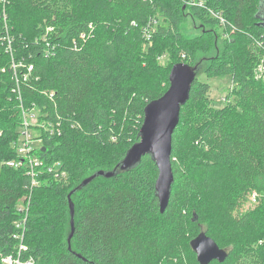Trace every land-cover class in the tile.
I'll return each instance as SVG.
<instances>
[{
	"label": "trees",
	"instance_id": "16d2710c",
	"mask_svg": "<svg viewBox=\"0 0 264 264\" xmlns=\"http://www.w3.org/2000/svg\"><path fill=\"white\" fill-rule=\"evenodd\" d=\"M186 16L210 26L203 36L222 40L219 54L195 61L182 33ZM262 17L264 0H6L5 6L0 0V264L18 254V207L30 193L22 256L34 264H199L190 242L204 226L229 253L211 264H264ZM148 25L157 29L151 40ZM158 37L174 44V65L199 63L208 78L229 75L233 89L217 109L210 84L197 78L192 85L173 135L174 183L163 214L158 168L145 156L136 168L98 177L72 194L69 250V195L97 171L117 167L139 141L146 106L169 88L161 86L172 68L143 65L142 48ZM10 40L14 58L34 64L38 81L17 85L5 47ZM18 87L26 103L46 106L48 118L60 123L61 132L42 131L38 154L48 166L59 162L66 176L42 171L34 188L25 168L7 165L17 158ZM253 193L256 205L245 209Z\"/></svg>",
	"mask_w": 264,
	"mask_h": 264
},
{
	"label": "water",
	"instance_id": "95a60500",
	"mask_svg": "<svg viewBox=\"0 0 264 264\" xmlns=\"http://www.w3.org/2000/svg\"><path fill=\"white\" fill-rule=\"evenodd\" d=\"M200 71L199 65L193 67L185 63L174 65L170 72V86L166 93L151 101L144 110V121L139 132V141L127 151L124 159L113 171H97L71 192L69 195L71 217V233L68 237L69 250H71V240L75 233V205L71 200L72 194L98 177L110 179L117 173L128 172L136 168L145 156H150L158 168L159 175L155 185V195L159 200L160 212L163 214L166 211L174 183L171 162L173 135L180 122L181 109L188 102L192 85ZM190 245L197 255L199 264H211L214 261L223 263L229 255L226 249H222L204 231L197 235Z\"/></svg>",
	"mask_w": 264,
	"mask_h": 264
},
{
	"label": "built area",
	"instance_id": "2783aa9c",
	"mask_svg": "<svg viewBox=\"0 0 264 264\" xmlns=\"http://www.w3.org/2000/svg\"><path fill=\"white\" fill-rule=\"evenodd\" d=\"M2 1L5 6L6 0ZM200 6L203 5L200 4ZM3 12L5 14V9ZM212 14L215 16L214 13ZM216 16L221 19L222 24H225L224 18L218 15ZM151 29L152 27L150 25H148L145 29V35L148 37L150 36L149 34ZM81 38L86 42L88 36L86 33H84L81 35ZM5 47L6 52L12 57L11 69L13 71V76L15 77L17 85L19 86L21 81H24L25 83L30 82L31 79L38 81L39 78L34 76V64L28 62L26 59L14 58L11 40L5 45ZM262 67L264 68V65ZM17 91V93L16 91L14 93L16 95L15 98L18 102V107L21 111L22 122L20 131L22 132L18 134V138L14 143V149L16 151L17 158L9 161L7 165L16 169L21 167L25 168L27 170L28 176L31 179L32 188L39 185V176L42 171L52 173L55 170H60V174L64 178L66 176V172L61 170V164L59 162L48 166L38 154V150L44 145L42 131L50 135H53L55 132H61L60 123L53 122L48 118L49 115L44 112L47 110L46 106L38 104L37 101H30L29 103H26L22 92L20 91V87H18ZM42 94L50 97L51 100L56 96V92L54 91H43ZM225 100L226 98L224 101ZM36 143H39L40 146H35ZM256 197L257 194L253 193L252 199L254 202H256ZM28 199V204H22L18 207V213L21 215V217L16 222L17 232L14 235V238L20 241L18 254L16 256L10 255L2 258V264H34V260L32 258L23 260L22 256L23 252L27 250V246L24 244V237L29 214L31 193L29 194Z\"/></svg>",
	"mask_w": 264,
	"mask_h": 264
},
{
	"label": "rangeland",
	"instance_id": "374dc122",
	"mask_svg": "<svg viewBox=\"0 0 264 264\" xmlns=\"http://www.w3.org/2000/svg\"><path fill=\"white\" fill-rule=\"evenodd\" d=\"M202 24L203 23L200 19L186 16L184 20L182 21V26H181L184 41H186L187 43H190L191 50L194 53L193 57L195 61L197 62H199L200 60L204 58H208V57L211 58L215 56L216 54H219L220 53L219 50L222 48L221 39H219L217 43L213 44L212 42L213 40L209 41L206 39L207 37L206 35L203 36L204 32L202 31L211 30V28L209 25L202 26ZM156 30H157L156 28H152L149 34L150 36L148 37L147 35H145L146 38L151 40L153 35L157 32ZM221 31H222L221 29H217L216 32L221 33ZM160 39L161 38L159 37L155 41L153 39L152 43H149V45L145 44L144 47L142 48V55H146L143 58L144 59L143 65L147 66L148 63L150 64L153 63V65L149 67L153 66L157 70L158 69L162 70V68H166L167 69L166 73H167L170 71L174 63L177 60H179V55L175 52L176 48L174 47V44L172 42H166L164 44H161L159 43ZM206 44H208L209 46L208 50H205ZM156 51L161 52V55L158 56V58H157V54L159 53L156 54ZM263 65L264 64L260 62L257 68L260 75H262V73L264 72V68L262 67ZM203 66L205 68L207 64H203ZM198 78L201 81L207 82L208 84H210L211 91H210L209 97L211 99L212 106L217 109L224 107L226 105V102L224 101V99L226 98L228 93L231 92L233 89L231 76L226 75V76H222L218 78H208L203 72H200ZM167 82L168 80H164L162 82L161 87H164V86L166 87V85L170 86V82L168 83ZM232 101H234V97L232 98ZM21 132L22 131H19L18 133H21ZM35 146H40V144L36 143ZM1 165L2 164L0 163V169H1ZM103 166H106V164H104ZM101 182L103 181H99L98 183L95 184V186L100 185ZM250 205L251 206L256 205V202L250 199L248 204L245 206V209H247ZM65 219H67L65 221V227L68 228V224H69L68 218H65ZM201 230L206 231L205 226ZM67 231H64L62 233L61 239H60L61 241L63 239L64 242H66V232ZM229 250H231V248Z\"/></svg>",
	"mask_w": 264,
	"mask_h": 264
}]
</instances>
